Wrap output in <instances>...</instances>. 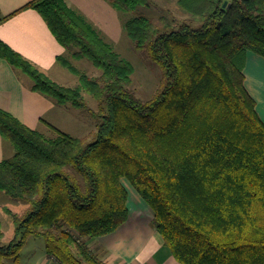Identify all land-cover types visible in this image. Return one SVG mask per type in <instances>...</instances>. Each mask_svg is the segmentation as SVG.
<instances>
[{
	"label": "trees",
	"instance_id": "obj_1",
	"mask_svg": "<svg viewBox=\"0 0 264 264\" xmlns=\"http://www.w3.org/2000/svg\"><path fill=\"white\" fill-rule=\"evenodd\" d=\"M135 12L148 0H107ZM188 18L154 22L134 13L130 40L161 67L155 94L130 88L134 67L65 0H30L68 55L57 62L75 86L50 78L0 39V58L58 105L98 103L92 139L47 135L0 108V134L14 153L0 161V191L22 200L9 209L13 237L3 259L43 237L55 264H105L88 241L128 217L129 183L153 212V226L181 264H264V121L244 85L248 51L264 57V0H178ZM86 58L100 74L80 71ZM43 121V120H42ZM0 221V237L3 236Z\"/></svg>",
	"mask_w": 264,
	"mask_h": 264
},
{
	"label": "crops",
	"instance_id": "obj_2",
	"mask_svg": "<svg viewBox=\"0 0 264 264\" xmlns=\"http://www.w3.org/2000/svg\"><path fill=\"white\" fill-rule=\"evenodd\" d=\"M29 1L0 0V39L52 78L59 73L57 56L68 55V52L57 41L43 17L36 10L24 7ZM66 2L80 10L88 20H100L106 34L117 16V10L107 0ZM243 74L244 85L264 121V57L248 51ZM31 86L32 80L26 74L0 58V108L33 129L40 128L42 123L52 125V113L62 105L33 91ZM13 153L11 143L0 134V161ZM125 186L128 191L126 221L115 231L90 239L89 248L105 264H181L154 228L150 207L129 183L126 182ZM50 260L53 261L48 256L43 264Z\"/></svg>",
	"mask_w": 264,
	"mask_h": 264
},
{
	"label": "rangeland",
	"instance_id": "obj_3",
	"mask_svg": "<svg viewBox=\"0 0 264 264\" xmlns=\"http://www.w3.org/2000/svg\"><path fill=\"white\" fill-rule=\"evenodd\" d=\"M66 1V0H65ZM178 0H148L146 6H138L135 12H123L117 10V16L112 21L109 32L101 28L100 20H88L81 11L78 12L98 31L101 32L104 39L111 44L113 49L124 59L130 61L134 67L131 77L130 88L138 97L143 100L152 97L162 78L160 65L150 57L145 51L138 49L130 40L126 33L125 22L134 15V13H143L150 17L154 22H159L162 18H168L172 22L179 24L188 15L180 8ZM67 3V2H66ZM68 4V3H67ZM86 2L84 3L85 6ZM71 7V6H70ZM87 7V6H86ZM98 14V13H96ZM116 14V13H115ZM94 16V14L92 13ZM72 63L82 72L90 76H97L100 71L91 61L86 58L69 57ZM57 76L52 79L63 85L75 86L78 84V78L63 66L58 67ZM88 108H75L70 104L62 105L52 113V125L56 128L75 136L92 139L96 130L97 120L90 110H97V101L86 91H83ZM40 131L47 135H53V130L47 125H40ZM27 205L24 201L14 199L3 191H0V221L3 236L0 237V244L7 243L13 237L14 224L11 215L6 209L16 214H22ZM48 258L43 237L29 236L19 251V257L15 260L13 257L4 258L6 264H43ZM46 264H55L52 260Z\"/></svg>",
	"mask_w": 264,
	"mask_h": 264
}]
</instances>
